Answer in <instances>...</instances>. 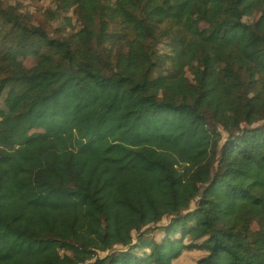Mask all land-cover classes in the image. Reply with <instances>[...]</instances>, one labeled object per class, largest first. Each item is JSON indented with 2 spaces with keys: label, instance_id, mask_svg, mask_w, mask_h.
Wrapping results in <instances>:
<instances>
[{
  "label": "trees",
  "instance_id": "1",
  "mask_svg": "<svg viewBox=\"0 0 264 264\" xmlns=\"http://www.w3.org/2000/svg\"><path fill=\"white\" fill-rule=\"evenodd\" d=\"M52 2L0 0V264H264V8Z\"/></svg>",
  "mask_w": 264,
  "mask_h": 264
},
{
  "label": "rangeland",
  "instance_id": "2",
  "mask_svg": "<svg viewBox=\"0 0 264 264\" xmlns=\"http://www.w3.org/2000/svg\"><path fill=\"white\" fill-rule=\"evenodd\" d=\"M9 3L21 2L23 10L34 14V21L46 26L55 35H64L67 32L78 30L79 23L72 17V21L68 22L63 16H71L70 13L59 14L57 18H52L50 12H55L56 8L52 0H8ZM256 9L252 15L253 20L259 12L264 8V0H254ZM194 80H191V88L194 85ZM12 103H10V106ZM38 131H35L36 133ZM63 253V251H61ZM102 254V253H101Z\"/></svg>",
  "mask_w": 264,
  "mask_h": 264
}]
</instances>
